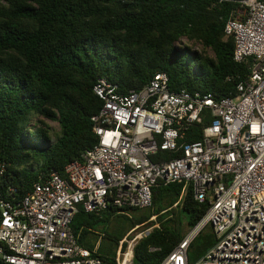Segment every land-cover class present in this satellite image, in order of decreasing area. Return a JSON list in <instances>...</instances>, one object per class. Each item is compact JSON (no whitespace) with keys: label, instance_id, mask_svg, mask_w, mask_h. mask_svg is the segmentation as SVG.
I'll use <instances>...</instances> for the list:
<instances>
[{"label":"trees","instance_id":"obj_1","mask_svg":"<svg viewBox=\"0 0 264 264\" xmlns=\"http://www.w3.org/2000/svg\"><path fill=\"white\" fill-rule=\"evenodd\" d=\"M239 1L0 0V193L12 188L20 198L51 172L63 176L67 164L97 143L91 118L102 106L93 93L98 79L129 93L165 73L172 92L234 96L251 70L250 60L234 61V39L224 34ZM204 116L187 128L184 143L201 140L213 119L207 111ZM178 155L158 152L151 161ZM182 189L159 182L143 210L79 208L70 229L104 264H115L128 232L157 225L135 245L132 264H159L207 209L190 185L183 195ZM100 223L108 227L102 238L109 244L97 246ZM205 228L188 248L190 264L215 244Z\"/></svg>","mask_w":264,"mask_h":264},{"label":"built area","instance_id":"obj_2","mask_svg":"<svg viewBox=\"0 0 264 264\" xmlns=\"http://www.w3.org/2000/svg\"><path fill=\"white\" fill-rule=\"evenodd\" d=\"M224 34L234 39V61L251 62L234 96L172 92L165 73L129 93L96 81L93 93L102 103L91 118L97 143L67 164L63 176L51 172L20 198L12 188L0 193L4 264H104L70 229L79 208L94 214L148 209L159 182L183 184L182 195L190 185L194 200L207 205L159 264H190L188 248L205 226L215 244L191 264H264V1H239ZM206 111L213 119L201 140L184 143L187 128L201 124ZM158 152L179 155L154 163ZM153 227L128 232L114 263L132 264L135 245Z\"/></svg>","mask_w":264,"mask_h":264},{"label":"rangeland","instance_id":"obj_3","mask_svg":"<svg viewBox=\"0 0 264 264\" xmlns=\"http://www.w3.org/2000/svg\"><path fill=\"white\" fill-rule=\"evenodd\" d=\"M184 44H186V42L184 41ZM194 50H196L197 52H200V48H199V46H197V47H194L193 48ZM49 124L54 128V129H57V125L55 124V123H50L49 122ZM157 226V225H156ZM208 230V228H205V229H203V232L202 233H204V232H206ZM213 232V231H212ZM109 233V231H108V227H107V225L106 224H103V223H100V225H99V227H97L96 228V234H97V239H96V242H97V246H99V245H101V243H104V242H106V244H109V242L108 241H106V240H104L103 238H102V236H104L105 234L107 235ZM216 240V239H215ZM96 246V247H97ZM191 259H193V255L191 254Z\"/></svg>","mask_w":264,"mask_h":264}]
</instances>
